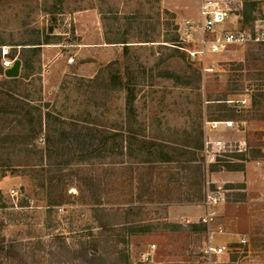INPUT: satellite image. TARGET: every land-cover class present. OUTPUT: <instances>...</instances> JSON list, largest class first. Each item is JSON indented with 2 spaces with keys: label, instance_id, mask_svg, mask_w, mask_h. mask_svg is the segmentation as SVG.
<instances>
[{
  "label": "rangeland",
  "instance_id": "obj_1",
  "mask_svg": "<svg viewBox=\"0 0 264 264\" xmlns=\"http://www.w3.org/2000/svg\"><path fill=\"white\" fill-rule=\"evenodd\" d=\"M230 2L229 26L242 29L239 13L247 9L252 29L264 27V0ZM84 11L95 16L104 41L126 35L132 46L127 55L120 45L107 60L90 58L85 77L76 75L81 58L74 59L69 46L79 41L72 15ZM193 13L197 0H0V56L7 47L19 59L18 44L47 39L64 45V59L75 67L42 78L40 56L32 59L19 94L31 109L25 112L47 117L38 138L29 137L35 124L24 120L25 112L0 110V264H76L65 246L98 241L104 255L99 240L112 234L125 235L118 247L127 264H264V42L209 55L208 72L187 56L156 66L177 47V41L166 42L176 23ZM187 67L192 70L184 85L180 77ZM127 68L134 77L131 107L116 78L124 80ZM161 69L176 76H160ZM3 78L2 73L0 90ZM240 99L247 106L238 107ZM208 120L234 125L212 129L211 122L205 129ZM203 131H233L212 140L230 146L227 155L243 146L244 170L210 173L200 149L183 148L198 142ZM154 144L163 146L161 153ZM201 162L204 194L208 181L224 198L204 233L192 231L206 209L189 191L191 166ZM129 227L144 231L131 234ZM239 237L246 244L239 245ZM222 245L224 254L206 252ZM148 253L151 259L145 260Z\"/></svg>",
  "mask_w": 264,
  "mask_h": 264
},
{
  "label": "trees",
  "instance_id": "obj_2",
  "mask_svg": "<svg viewBox=\"0 0 264 264\" xmlns=\"http://www.w3.org/2000/svg\"><path fill=\"white\" fill-rule=\"evenodd\" d=\"M240 17V26L242 29H252V21L253 17H251L250 12L247 11V9L243 10L242 12L239 13ZM128 21H132V17H127L126 18ZM47 41V39H45ZM40 41V39L33 40L27 43H22L18 44V46H22V55L19 58L21 61V73L19 77L17 78H3L2 82V87L0 90V96H3L5 101L0 103V110H6L5 108L11 109V112H16L18 114L24 113L25 111L31 110L29 105L25 103L24 98L19 94V88L20 85L22 84L23 80H26L29 76L28 71L32 69V59L35 57L37 58L40 56V49L43 44H47L46 41ZM177 41V35L175 33L174 37L169 39V41L166 42H172L175 43ZM108 43H113V44H120L123 47V54L127 55L128 50L130 49L131 42L128 41L126 35H121L118 39L114 40L113 42ZM170 43L171 45H174ZM161 46L160 48L162 49H167L168 47L165 45H159ZM167 47V48H166ZM172 53L168 54L167 57L165 58H160L156 64V66H159L160 64L165 63L166 61L172 60V59H177L181 58L184 60V57L187 56V54L182 53L179 51L178 48H173ZM14 58V56H12ZM190 68H186L182 71V75L180 77L182 84L188 85L189 84V79H190ZM194 70V69H193ZM195 71V70H194ZM193 71V72H194ZM196 72V71H195ZM3 73V67L1 65V56H0V75ZM160 76H176V74L169 70V69H161V72L159 73ZM124 80L122 79L123 77H120V75L116 76L118 83L121 84V87L123 90L126 92V105L129 107L132 106L134 98H135V91H134V86L132 85V80L134 77H132V74L130 73L129 69H126V75H124ZM123 81V82H122ZM256 102H252V106H255ZM33 108V107H31ZM36 109V108H35ZM34 110V108H33ZM27 115H24V120L28 121L29 125L35 124V128L32 131H29L28 133L30 134V138L36 139L38 136L41 134L42 131H45L47 124H46V119L45 121L43 117L39 114V116H33L32 113L25 112ZM49 118V115H47ZM33 117V118H32ZM35 117V118H34ZM34 122V123H33ZM45 127V128H44ZM45 129V130H44ZM28 137V136H27ZM28 137V138H29ZM46 142L47 144L50 142L49 136H46ZM46 144V145H47ZM146 144V143H144ZM154 146H156L154 144ZM159 147H162V145H158ZM158 146H156V150H158ZM161 149V148H159ZM145 151V147L143 149ZM158 152L161 153V151L158 150ZM163 153V152H162ZM153 155H156V152H154ZM161 156V155H160ZM164 161L166 162H171L170 156L164 155L161 156ZM198 158V157H197ZM236 160V161H233ZM187 160L186 164L190 165L193 161ZM248 159L246 158L244 153H236L234 155H222L218 156L215 163L210 164L208 166V169L210 173L213 172H242L244 170V165L245 162H247ZM236 162V163H235ZM203 162H201V165H195L191 166L193 171H191L190 176L194 179V185H190L191 187L189 188L190 192L194 191L195 193V199L198 200V202L204 200V171H203ZM211 188L213 189L214 186L211 185ZM203 189V190H202ZM245 196V195H243ZM193 200V199H192ZM126 222H123L122 224H125ZM121 223H116L114 226H119ZM192 231L196 232H201L204 233L206 231V226L204 224L198 223L197 225H191ZM129 233L131 234H136L137 232L141 233L144 231V229H136L135 227H129L126 229ZM111 231V230H110ZM92 236V235H91ZM100 243H103L105 245L106 249V254L104 255L100 252L101 249L98 247V241H94L91 243V240L88 242H85L81 244L78 247H73V248H68L65 246V250H67V254H71L72 259L76 264H106V262H109L111 264H127L128 257L124 251V249L119 248L118 246L120 244L125 245V235H107L103 236L102 240H99ZM2 248V247H1ZM89 250H92V253L89 252ZM92 254V255H91Z\"/></svg>",
  "mask_w": 264,
  "mask_h": 264
},
{
  "label": "built area",
  "instance_id": "obj_3",
  "mask_svg": "<svg viewBox=\"0 0 264 264\" xmlns=\"http://www.w3.org/2000/svg\"><path fill=\"white\" fill-rule=\"evenodd\" d=\"M198 14L194 18H186L176 23L177 47L186 52L187 57L193 62L197 61L203 64L204 72L210 71L205 68L204 63L209 55L221 54L231 46H239L249 41L256 43L264 42V27L255 25L252 30H242L231 27L230 17L233 13V5L230 0H197ZM2 67L8 69L12 66L16 57H11L10 49L1 47ZM68 62H72L69 59ZM238 107L247 106L246 99L236 101ZM232 121L213 122L211 128L218 125L226 128L233 127ZM226 143L219 140L206 139L203 147V158L206 165L215 163L218 156L227 154L231 148H227ZM243 146L239 145L238 152H243ZM204 194L203 207L206 209L204 217L201 218L202 224L210 225L216 217L215 207L224 201L223 195L219 191L211 189V183L207 181ZM14 193V191H12ZM218 228V227H217ZM219 233L223 231L218 230ZM244 237H239L237 243L246 244ZM154 246H152V249ZM227 247L225 245L214 248L208 246L206 252H212L214 255L224 254ZM151 259V253H148L145 260Z\"/></svg>",
  "mask_w": 264,
  "mask_h": 264
},
{
  "label": "crops",
  "instance_id": "obj_4",
  "mask_svg": "<svg viewBox=\"0 0 264 264\" xmlns=\"http://www.w3.org/2000/svg\"><path fill=\"white\" fill-rule=\"evenodd\" d=\"M94 17L95 16H93V14L90 11L75 12L72 15V21H73L74 27L76 28L75 35L76 37L79 38V41L75 45H69V46H72L74 49L73 58L74 59L77 57L81 58L80 64L76 66V69L74 66L71 65V63H67V61H65L64 59L65 52H63L61 49L64 47V45L47 43L41 46L40 61H41V67H42V70H41L42 78L50 77V76L59 77L65 74L66 70L72 71V69H75L76 75L83 76L86 70H88L87 68L89 67V63H91L92 61L90 58L95 59L97 56L98 58H100V60L103 61L105 57H106L105 60L110 58L109 57L110 53L108 52L112 51L114 54L116 52L118 53V50H119L118 47L120 46V44H113V43H108L104 41V36L102 34V31L100 28H98L97 26L98 24ZM190 17L194 18L196 16L193 13L190 15ZM89 19H91V21ZM20 70H21V67H20ZM42 83H43V86L45 87L44 80H42ZM44 114L45 113L40 112L41 116H43ZM224 121H230V120H224ZM211 122H220V121H217V120L205 121V124H204L205 129L207 128L206 126H209ZM223 128H226V127H223ZM214 129H217V128H214ZM228 129H231V128H228ZM219 132H224V135L231 136L232 135L231 133L233 131H203L200 134V140H198V142L191 144V145L182 144L184 145L183 148L187 150L200 149V152L201 151L203 152L204 142L206 141V139H211V140L218 139L219 136L217 135L219 134ZM220 138L223 139L222 137ZM157 141L161 143L165 142V141H160V140H157ZM142 142L143 144L146 143V141H142ZM166 144H171V143H166ZM140 151H143L145 153L143 149H141Z\"/></svg>",
  "mask_w": 264,
  "mask_h": 264
},
{
  "label": "water",
  "instance_id": "obj_5",
  "mask_svg": "<svg viewBox=\"0 0 264 264\" xmlns=\"http://www.w3.org/2000/svg\"><path fill=\"white\" fill-rule=\"evenodd\" d=\"M21 61L15 59L10 68L5 69L3 74L5 78H17L20 74Z\"/></svg>",
  "mask_w": 264,
  "mask_h": 264
}]
</instances>
